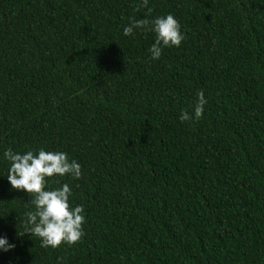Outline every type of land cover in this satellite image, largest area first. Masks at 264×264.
Instances as JSON below:
<instances>
[{
    "label": "trees",
    "instance_id": "1",
    "mask_svg": "<svg viewBox=\"0 0 264 264\" xmlns=\"http://www.w3.org/2000/svg\"><path fill=\"white\" fill-rule=\"evenodd\" d=\"M0 0V264H264V0ZM185 35L152 60L129 19ZM203 91L198 121L179 120ZM63 151L85 236L41 247L3 152ZM50 183L49 187H56Z\"/></svg>",
    "mask_w": 264,
    "mask_h": 264
},
{
    "label": "clouds",
    "instance_id": "2",
    "mask_svg": "<svg viewBox=\"0 0 264 264\" xmlns=\"http://www.w3.org/2000/svg\"><path fill=\"white\" fill-rule=\"evenodd\" d=\"M149 4L150 0H140L138 6L148 9L151 14ZM137 31L154 33L155 42L149 49L152 60H159L165 48L179 47L185 39L179 21L171 13L152 19H129L123 27L126 37ZM207 103L204 92L198 91L195 103L189 109L181 110L178 117L180 122L200 120ZM3 159L9 163L7 180L12 188L26 191L31 197L25 205H31L34 210L25 213V233L39 238L44 248L57 249L62 244L73 246L78 243L86 234L84 207L70 205L73 195L70 184L48 178L68 176L72 180H79L82 176L80 163L70 159L66 152L46 151L43 148L23 153L8 148L3 152ZM50 183L57 186L49 187ZM14 248L15 245L9 243L6 237L0 236V252ZM57 264H62V258H57Z\"/></svg>",
    "mask_w": 264,
    "mask_h": 264
}]
</instances>
